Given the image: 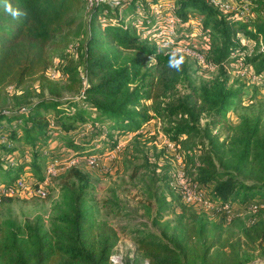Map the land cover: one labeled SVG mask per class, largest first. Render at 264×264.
<instances>
[{
	"label": "trees",
	"instance_id": "trees-1",
	"mask_svg": "<svg viewBox=\"0 0 264 264\" xmlns=\"http://www.w3.org/2000/svg\"><path fill=\"white\" fill-rule=\"evenodd\" d=\"M171 3L180 22L174 34L166 21ZM247 3L250 12L244 17L221 11L211 0L95 3L87 13L89 35L81 51L86 84L78 79L80 70L71 58L56 69L70 81L66 88L48 76L52 51L63 47L64 38L78 27L83 0H0V106L11 97L17 103L0 111V188L21 178L33 189L44 183V169L57 159L47 145L52 132L61 133L74 160L95 151L90 141L75 140L89 122L99 135L113 140L142 137L146 127L159 121L162 134L198 168L189 177L211 188L210 200L231 208L238 203L246 210L264 204V116L244 114L237 124L228 119L253 97L228 85L227 66L243 60L264 86V0H239L240 12ZM195 32L202 42L193 39ZM241 35L251 42L252 53ZM180 47L204 52L219 75L196 85L190 59L177 52ZM170 61L179 69L169 67ZM29 81L38 82L41 93L50 97L20 104L32 92L26 89L19 96L17 89ZM78 84L81 98L64 103L65 89ZM219 124L228 132L223 140L212 136V127ZM206 139L212 150L197 156ZM19 146L27 156L15 159ZM62 193L49 231L39 221L1 226L0 264H114L118 229L96 224L83 208L84 186L67 183ZM0 198L2 203L13 199L2 193ZM208 226L197 220L162 237L143 232L138 251L147 264H254L264 256V217L237 233L225 232L220 223L212 231Z\"/></svg>",
	"mask_w": 264,
	"mask_h": 264
},
{
	"label": "rangeland",
	"instance_id": "rangeland-1",
	"mask_svg": "<svg viewBox=\"0 0 264 264\" xmlns=\"http://www.w3.org/2000/svg\"><path fill=\"white\" fill-rule=\"evenodd\" d=\"M83 7L78 27L64 38L66 44L63 47L60 46L52 51L54 59L52 69L55 70L61 64L69 63L68 61L73 58L75 68L80 70V75L77 74L78 79L81 77L85 85L81 51L89 35L86 27L90 6L84 3ZM198 35L199 32L193 33V39L202 42L199 40L201 36ZM190 65L191 77L196 85L219 75L218 71L202 70L193 59H190ZM227 73L229 86L234 89L241 88L244 97H253L252 102L240 104L236 112L230 113L229 121L237 124L239 117L244 114L264 116V86L249 73L243 76L234 66H227ZM60 83L66 88L70 85L66 77L63 81L60 79ZM26 89H29L32 95L27 98L22 97L20 104L24 101L36 103L42 98L50 97L47 92L41 93L38 82L29 81L23 88L17 89L18 95H23ZM180 89L182 93H187L184 86ZM14 93V90H11V94ZM82 93L81 85L78 84L75 85L74 90L65 89L61 100L64 103L78 101ZM9 105H17L16 100L11 97L6 105L0 106V111ZM206 121L207 118L203 117L202 126H205ZM144 131L146 132L142 137L127 135L114 137L112 140L107 136L99 135L91 127V122L87 123L75 140L78 143L90 141L95 151L91 157L74 159L77 163L74 167L69 165L72 159L65 141L61 138V133H50L47 145L57 159L49 162L43 172L48 176L47 167L50 165L48 169L50 168L54 173L53 166L56 162L59 171L55 177L50 178L47 185L48 196L39 198L25 195L4 201L0 205V228L6 227L9 223L17 227L39 221L44 230L49 231L52 219L57 213L56 206L62 202V187L67 183L78 189L84 186L83 208L88 211L96 224L106 222L118 229L120 240L111 255L114 264H147L142 260L137 244V239L143 235V232L162 237L164 232L172 234L176 230L180 231L183 227L193 225L198 220L208 222L211 231L215 224L220 223L225 232L237 233L241 228L250 227L264 217V204H253L247 210L240 208L238 203L230 209L222 207L219 203L215 207L210 206L211 188L206 185L200 186L206 194L203 203L194 206L185 205L178 194L181 181L179 177L183 175L189 181L196 182L188 173L196 174L198 168L195 169V166L188 161L186 151L162 134L159 121H155ZM216 135L223 140L228 136V132L219 124L212 127V136ZM204 141L206 146L203 150H197V156L207 153V149L212 150L209 139ZM24 150L19 146L13 157L20 159L27 156V151ZM81 178L84 180L81 181ZM254 264H264V256H258Z\"/></svg>",
	"mask_w": 264,
	"mask_h": 264
},
{
	"label": "built area",
	"instance_id": "built-area-1",
	"mask_svg": "<svg viewBox=\"0 0 264 264\" xmlns=\"http://www.w3.org/2000/svg\"><path fill=\"white\" fill-rule=\"evenodd\" d=\"M101 1H103V0H83L84 3H87L88 6H90L89 9L91 7H93V5L95 3H99ZM211 2L216 7H219L221 9V11L228 13V14L238 16V17H244L250 12L248 10V6H249L248 3L245 4L243 10L240 12V10L238 9L239 0H211ZM154 11L158 12L159 7L154 8ZM168 11H169V13L166 16V21H167V24L169 27L168 31L170 33L174 34L176 28L180 24L179 19L174 14V11H175V4L174 3H171L168 5ZM240 40H241L243 45H246L249 48L250 53H252L253 46H252L251 42L248 41L243 35L240 36ZM177 52L184 54L185 56H187L190 59L195 60L196 63L199 65V67L202 70H205L207 72H215L217 70L216 66L208 60V58L206 57L204 52L192 50V49L187 48V47H180V48H178ZM232 66L238 68L239 73L242 72L243 76L246 73H249V75H252V77H253V74H254L253 69L248 67L244 63L243 60H240V61L234 63ZM48 76L50 78H52L53 80H57V81H60V79H61V81H63V79L65 78V76L60 71H58L56 69L53 70L52 68L49 70ZM253 79L260 81V79L256 78V77ZM76 164L77 163L75 162V160H72L69 165H70V167H72V166H75ZM48 167H47L48 176L46 175V179H45L44 183L41 184V186L38 189L31 188L24 181V179L21 178V179L17 180L15 182V185H13V186L1 187L0 193H2L3 195L9 196V197H13V198L22 197L25 195L36 196L39 198H46L48 196L47 185L50 181V178L55 177L57 175V172L59 171L58 162H56V165L53 166L55 168L54 173H52L50 168L48 169ZM57 168H58V170L56 171ZM179 178L181 181H180V185H179L178 194L181 198V201L187 206H194V205L203 203L205 198H206V194H205V192L202 191V188H200L201 185L197 182L189 181L188 179L183 177V175H180ZM1 203H2V201L0 198V204ZM217 203H219L220 205H222V207H224L226 209L231 208V206L229 204H221V202H217V201H211V203H209V205L215 207V205Z\"/></svg>",
	"mask_w": 264,
	"mask_h": 264
},
{
	"label": "clouds",
	"instance_id": "clouds-1",
	"mask_svg": "<svg viewBox=\"0 0 264 264\" xmlns=\"http://www.w3.org/2000/svg\"><path fill=\"white\" fill-rule=\"evenodd\" d=\"M169 67L176 68L177 70L179 69V64L177 62L170 61L169 62Z\"/></svg>",
	"mask_w": 264,
	"mask_h": 264
}]
</instances>
